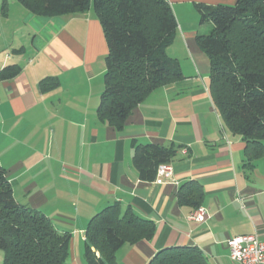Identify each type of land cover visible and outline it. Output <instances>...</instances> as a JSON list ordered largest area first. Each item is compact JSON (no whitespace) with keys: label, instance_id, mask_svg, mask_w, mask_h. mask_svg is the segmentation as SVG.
<instances>
[{"label":"crops","instance_id":"1","mask_svg":"<svg viewBox=\"0 0 264 264\" xmlns=\"http://www.w3.org/2000/svg\"><path fill=\"white\" fill-rule=\"evenodd\" d=\"M167 2L177 31L166 54L178 62L182 77L154 90L115 133L96 118L103 86L89 118L77 95L66 100L62 92L40 88L50 78L42 77L53 75H45L47 68L65 70L72 56L82 57L70 25L88 14L38 17L16 0H0V70L20 69L14 78L0 80V167L19 205L42 212L57 231L69 233L65 264H87L88 221L115 203L155 226L151 240L123 245L117 264H148L160 250L181 246L195 247L218 264L229 255L227 240L241 235L264 240V157L245 166V144L222 125L209 92V59L196 42L209 31L197 7L237 0ZM89 18V38L97 41L104 65L103 32L99 21ZM86 120L90 125L83 130ZM132 141L173 150L165 183L138 179ZM190 181L203 192L199 207L208 213L203 223L190 221L195 209L177 202L180 186Z\"/></svg>","mask_w":264,"mask_h":264},{"label":"trees","instance_id":"2","mask_svg":"<svg viewBox=\"0 0 264 264\" xmlns=\"http://www.w3.org/2000/svg\"><path fill=\"white\" fill-rule=\"evenodd\" d=\"M28 13L57 17L93 10L100 23L107 54L97 121L115 133L123 131L133 110L154 90L181 79L176 60L166 54L177 22L167 0H16ZM207 34L196 42L209 59V92L225 130L245 144V166L264 157V0H237L233 5L199 6ZM7 65L0 80L17 76ZM44 80L40 88H46ZM132 166L138 179L153 182L160 165L169 164L171 148L132 141ZM201 186H180L177 202L196 209ZM154 223L118 204L93 215L86 226L87 264H117L116 253L126 243L151 240ZM70 235L59 232L42 212L16 201L6 171L0 167V251L2 264H65ZM98 254V256L96 255ZM148 264H209L197 248L162 249Z\"/></svg>","mask_w":264,"mask_h":264},{"label":"rangeland","instance_id":"3","mask_svg":"<svg viewBox=\"0 0 264 264\" xmlns=\"http://www.w3.org/2000/svg\"><path fill=\"white\" fill-rule=\"evenodd\" d=\"M87 14L88 16H84L81 20L70 25L74 26V30H76V44L83 49L82 57L72 56L65 70L58 67L56 69L51 67L47 68L48 70L44 72L45 75H53L44 76L42 78L50 77L48 80L51 81L45 82L46 88L48 87L55 92L64 93L66 100L67 98L72 100L77 95V98L81 100L80 105L85 108L84 113L89 118V116H95V104L97 103L100 90L103 86L104 65L103 56L100 54L99 46L96 43L97 41L93 37L89 38V15L91 14L94 19L97 18L92 9L85 12V15ZM58 17L66 18L69 17V15ZM89 40L93 42L91 46H88ZM89 125L90 122H85L83 130L89 128ZM75 127L77 126H74L73 130ZM81 128L82 127L77 129ZM54 138L56 139V137ZM55 141L53 146L54 150L57 151ZM14 193L16 198L19 199V192L15 191ZM3 257V252L0 251V264H2ZM217 261L218 264H233L228 257H220ZM209 264H215L214 260L209 258Z\"/></svg>","mask_w":264,"mask_h":264},{"label":"built area","instance_id":"4","mask_svg":"<svg viewBox=\"0 0 264 264\" xmlns=\"http://www.w3.org/2000/svg\"><path fill=\"white\" fill-rule=\"evenodd\" d=\"M171 177L169 164L160 165L154 182L165 183ZM208 218L204 207L196 208L189 216L190 221L203 223ZM229 259L234 264H264V240L257 235H241L227 240Z\"/></svg>","mask_w":264,"mask_h":264}]
</instances>
